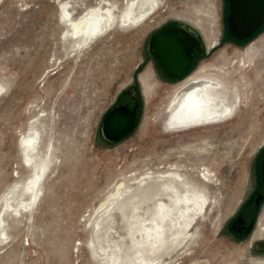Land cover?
Returning a JSON list of instances; mask_svg holds the SVG:
<instances>
[{
	"label": "rangeland",
	"instance_id": "1",
	"mask_svg": "<svg viewBox=\"0 0 264 264\" xmlns=\"http://www.w3.org/2000/svg\"><path fill=\"white\" fill-rule=\"evenodd\" d=\"M130 1L0 0V264H100L92 253L124 234L130 244V236L119 209L103 222L95 210L117 185L134 188L142 178L145 223L153 225L150 210L161 203L160 231L170 227L173 196L197 198L176 235L155 251L160 264H264L256 249L264 238L255 240L264 223L244 239L226 228L264 146V25L238 43L225 27L226 0H157L147 20L121 22L81 46L62 37L63 2L77 17L96 6L119 15ZM169 27L200 42L197 61L180 79H167L149 48ZM198 79L224 87L234 114L178 125L179 100ZM127 91L138 105L136 124L122 139L107 140L103 118ZM46 155L45 197L30 214L5 215L6 193L18 185L29 196L36 161Z\"/></svg>",
	"mask_w": 264,
	"mask_h": 264
},
{
	"label": "bare ground",
	"instance_id": "2",
	"mask_svg": "<svg viewBox=\"0 0 264 264\" xmlns=\"http://www.w3.org/2000/svg\"><path fill=\"white\" fill-rule=\"evenodd\" d=\"M61 7L60 18L65 27L62 37L70 36L74 39V46H81V44H85L89 40H92L94 36H104L115 27V25L121 22L140 23L141 21L147 20L156 11L155 9L158 7V4L157 0H131L126 4L119 15L112 8L96 6L89 8L87 12L85 11L86 13L83 12L77 17L73 16L71 9L67 7V3L63 2ZM146 75L150 76L148 74ZM185 90L186 94L179 100L181 108L177 110V117L179 119L178 125L191 127L196 126L197 124H195V122L198 121L211 120L210 122H213L222 115L231 116L234 114L235 105L227 104L229 98L226 90L217 83V81L198 79L189 83ZM214 92L217 93L216 96L213 95ZM179 93L180 92H177L174 95L173 101L178 99ZM30 145L33 144L30 143L29 147ZM36 162L41 163L40 171L36 175V189L33 190L29 196L24 197L26 188L18 185L11 188L6 193V199L3 204L4 208H10L9 212L7 211L5 215L17 217L26 213L30 214L40 203L44 196L43 189L45 182L44 180L42 181V178L47 171V155ZM16 197L18 198L16 203L12 204ZM192 197L193 198L178 195L173 196L174 204L166 208L168 212L166 217L168 218L170 227L167 231H160L158 228H162L163 225H159L157 219L162 222L164 221V216L161 214L163 209L161 203L155 202L150 210L153 215V217H151L154 222L153 225L147 226L145 223L147 220V218L144 217L145 201L148 196L144 179H140L134 188L131 186H123L120 183L116 186L115 191L110 193L107 198L100 203L95 213L101 212L100 217L97 219L102 222L113 221V215L115 211L119 209L121 211V219L124 220V230L130 236V244L124 241L126 235L124 234L120 236V242H116L117 240H115L114 245H108V250L106 248H99L101 251L103 250L102 253H92L90 257L94 260H100V264H160L161 258L155 251L159 247H163L167 243L169 237L176 235L178 230L182 227L184 223V220H181L184 217L183 214L187 212L190 205H193L197 200L196 195ZM4 219L3 214L2 216L0 214V225L4 222ZM100 223L101 222H99L98 226ZM106 224L105 227H107ZM262 226H264V224ZM94 227L96 228V226ZM101 227H103V225H101ZM259 232L261 235L264 234L262 228L258 230V233ZM150 237H153V240H145Z\"/></svg>",
	"mask_w": 264,
	"mask_h": 264
},
{
	"label": "water",
	"instance_id": "3",
	"mask_svg": "<svg viewBox=\"0 0 264 264\" xmlns=\"http://www.w3.org/2000/svg\"><path fill=\"white\" fill-rule=\"evenodd\" d=\"M228 17L229 33L236 39H245L264 21V0H231ZM200 42L184 28H167L150 39L149 48L159 60L161 68L171 79L181 78L195 64ZM138 105L130 110L126 105L113 107L104 117L102 132L107 140L117 141L131 132L137 119ZM264 248V242L260 244Z\"/></svg>",
	"mask_w": 264,
	"mask_h": 264
},
{
	"label": "flooded vegetation",
	"instance_id": "4",
	"mask_svg": "<svg viewBox=\"0 0 264 264\" xmlns=\"http://www.w3.org/2000/svg\"><path fill=\"white\" fill-rule=\"evenodd\" d=\"M231 6H232V1L226 0L227 13H225V27L228 31H229L228 17L231 13ZM263 25H264V21H263L262 25L260 27H258L252 33V35L257 30H259ZM232 38H233V40H235L238 43H242L246 39V38L245 39H236L233 36H232ZM157 62H158V66H159L162 74H164V76L170 80L171 78L161 68L158 59H157ZM187 73H188V71L183 76H185ZM128 92L129 91H127L125 94L123 93V95H122L124 102L122 103L123 99L121 98L115 106L122 104V105H126L130 110L133 108L132 101L130 99L126 98L128 96ZM115 106H113V107H115ZM138 115H139V110L137 111V114H136L137 118H138ZM136 121H137V119H136ZM136 121H135V124H136ZM101 132H102V126H101ZM102 134H103V132H102ZM128 134H126V135H128ZM103 136H104V134H103ZM125 136H123V137H125ZM123 137L119 138L118 140L122 139ZM251 175H252V181L250 182V184L248 186V192H247V195L245 197V200L243 201V204L239 208V210L236 213V215L234 216V218L229 222V224L226 227L230 236L234 237L235 239H244V238L248 237L249 234L252 232V230L255 226V223L257 221H258L257 222L258 225L261 223H264V212L260 217V211H261L262 207H264V146L257 152V154L255 155V157L252 161ZM258 218H259V220H258ZM263 227L264 226H258V230L260 228H262V230L264 231ZM254 232H255V230L252 233V238L254 237L253 236ZM255 238H256L255 240L263 239L264 234L261 235L260 232L259 233L257 232V235L255 236ZM262 242H264V240H261L260 242L257 243L256 249L260 250L261 252H264V248L260 247V244Z\"/></svg>",
	"mask_w": 264,
	"mask_h": 264
}]
</instances>
